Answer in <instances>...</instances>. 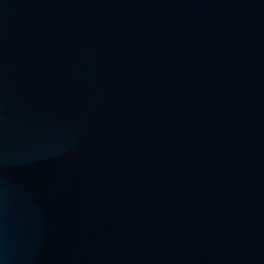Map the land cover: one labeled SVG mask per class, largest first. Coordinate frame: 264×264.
I'll use <instances>...</instances> for the list:
<instances>
[{
    "label": "water",
    "instance_id": "obj_1",
    "mask_svg": "<svg viewBox=\"0 0 264 264\" xmlns=\"http://www.w3.org/2000/svg\"><path fill=\"white\" fill-rule=\"evenodd\" d=\"M0 264H264V0H0Z\"/></svg>",
    "mask_w": 264,
    "mask_h": 264
}]
</instances>
